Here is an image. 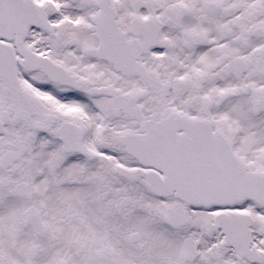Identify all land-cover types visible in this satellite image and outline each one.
Listing matches in <instances>:
<instances>
[{"label": "snow or ice", "instance_id": "snow-or-ice-1", "mask_svg": "<svg viewBox=\"0 0 264 264\" xmlns=\"http://www.w3.org/2000/svg\"><path fill=\"white\" fill-rule=\"evenodd\" d=\"M0 264H264V0H0Z\"/></svg>", "mask_w": 264, "mask_h": 264}]
</instances>
